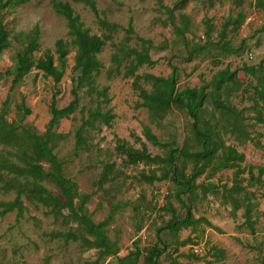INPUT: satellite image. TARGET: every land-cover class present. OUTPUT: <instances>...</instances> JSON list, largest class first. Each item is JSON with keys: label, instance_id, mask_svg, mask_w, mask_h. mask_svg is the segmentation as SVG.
Instances as JSON below:
<instances>
[{"label": "rangeland", "instance_id": "1", "mask_svg": "<svg viewBox=\"0 0 264 264\" xmlns=\"http://www.w3.org/2000/svg\"><path fill=\"white\" fill-rule=\"evenodd\" d=\"M59 1L71 4L90 34L111 38L98 55L103 68L96 84L109 87L111 102L101 108L103 112L111 110L116 119L110 128L100 121L84 125L98 103L97 96L83 87L76 112L52 130L49 147L62 165V175L77 185L68 197L49 179L36 180L18 172V168L27 166L30 157H36L30 135L48 132L54 94L58 92V108L74 99L77 50L69 46L65 74L59 84L32 68L11 90L19 66L16 56L27 45L28 34L36 27L40 30L39 48L33 59L38 61L51 50L55 65L59 64L56 42H70L71 36L66 19L54 11L50 0H29L20 5L0 0V21L10 32V47L0 55V129L5 128L7 137L4 141L0 135V264H151L147 258L155 248L164 251L158 264H264V124L258 122L249 99L256 80L246 75L242 66L244 62L264 65V11L252 5L255 0H244L241 7L234 6L232 0H95L107 21L123 28L132 21L136 36L153 41L149 53L157 64L139 68L136 74L168 77L175 67L179 90L199 88L228 66L239 78L242 90L231 95L229 104L242 112L239 118L236 113L230 118L242 125L236 134L240 140L230 133L219 134L218 138L225 147L232 146L244 156L242 162L236 161L242 169L255 168L254 181H249L248 172L240 175L239 179L245 181L237 180V168L221 164L224 148L220 147L205 172L191 180L194 193L179 194L180 183L188 181L204 161L197 167L179 156V176H175L165 163L131 161L126 149L142 151L145 144L148 154L162 158L173 147L202 152L187 110L174 107L161 119L145 108H137L142 100L133 86L134 78L124 76L126 62L119 66L113 55H122L120 48L125 43L142 50L141 42L135 35L126 42L123 30L110 33L102 29L83 3ZM241 8L246 17L244 24L238 31L231 26L222 41L219 33L223 23ZM225 42L228 48L217 46ZM248 52L254 55L252 61L245 59ZM144 87L151 90L148 85ZM205 108L202 127L204 122L214 126L221 115L216 113L213 118L208 113L213 110L210 101ZM144 126L163 145L148 142ZM81 128L84 141L79 148L76 133ZM39 164L45 173L53 172L49 162ZM258 168L263 170L261 176ZM163 172H169L163 181L148 183L143 178L162 176ZM35 182L64 203L73 199L76 210L85 202V214L95 224L107 223L103 231L108 244L87 232L68 207L57 214L52 202L37 193ZM235 184L241 187L231 193L232 199L225 187L232 190ZM18 193L22 214L19 216L18 208L4 213ZM248 206L250 216L246 215ZM188 212L193 215L191 224L173 230V224L184 220ZM67 233L76 239H66Z\"/></svg>", "mask_w": 264, "mask_h": 264}, {"label": "trees", "instance_id": "2", "mask_svg": "<svg viewBox=\"0 0 264 264\" xmlns=\"http://www.w3.org/2000/svg\"><path fill=\"white\" fill-rule=\"evenodd\" d=\"M28 1L29 0H7V3L10 5H20L25 4ZM75 1L81 2L88 7L94 14L96 21L105 31L110 33H114L119 30L125 31L127 33V37H125L126 42L131 40L130 35L136 36L132 21H130L127 28H123L119 24L111 23L102 17L95 0ZM50 2L54 11L66 19L71 41L66 42L63 39H60L56 42L55 53L58 55V65H55V55L51 50H47L43 57L38 59V61H35L33 59V53L39 48L40 36V30L36 27L32 33L26 36L27 45L24 50L16 56L19 66L17 68V74L12 82L11 90L15 89V87L32 68L44 72L47 77H52L54 79L56 85L59 84L65 74L67 57L70 53V45L76 47L77 50L75 62L77 86L72 92L74 98L73 101L64 108H58L56 99V94L58 92L54 94L50 104L51 119L48 125V132L41 136H37L35 134L30 135L33 140L32 146L34 147L36 157H30V162L27 163V166L24 168H18V172L20 174L23 173L32 176L36 180H51L57 184L63 196L68 197L71 190L75 189L77 185L75 182L66 179L62 175V165L53 153L52 148L49 147L53 139L52 130L62 119H69L70 116L76 112L80 99L79 90L83 87H87L88 91L92 95L95 94L97 96L96 101L98 103V107L90 112L89 118L85 121L84 125L93 126L94 121H100L109 128L113 126L116 115L112 114L111 110L103 112L101 108L102 104H109L111 102V98L108 95L109 87L100 88L96 84V77L101 73L103 68V64L99 60L98 55L102 52L104 47L107 45V41L111 38L106 35L99 36L96 34H90V32L84 28V23L81 22L80 16L75 13V10L70 3L59 0H50ZM243 2L244 0H232L233 5L237 7H241ZM252 5L264 11V0H255ZM245 19V13L242 8L236 16L230 15L223 23L222 30L219 33L222 41H225L226 33L231 26H233L234 31H238L244 24ZM9 38L10 32L6 24H3V21L1 20L0 55L4 50L10 47ZM136 38L143 45L142 50L130 48L128 44L125 43L120 48L122 55H113V60L116 61L119 66L122 62H126L124 76H131L134 78L133 86L139 91V97L142 100L136 104V107L145 108L152 116L161 119H163L174 107L187 110L189 117L193 120L192 127L197 138L202 144L203 151L191 153L187 150L173 147L170 149L166 158H162L160 156L153 157L147 153L146 146L143 144L144 149L142 151L135 150L132 147L127 148L126 153L128 158L133 162L143 161L146 164L165 163L170 167V170H173L175 176H179L176 168L179 156L184 159L191 160L197 167L204 161L205 163L202 164V168L192 174L185 183L178 182L177 177H175V181L180 183V188L178 190L179 194L186 191H191L193 194L195 185L191 183V180H196L205 172L206 168L216 157L217 150H219L220 147H223L224 151L221 158V164L223 166L237 168V180L245 181L244 179L239 178L241 174L248 172L250 175L249 181H254L255 168L253 166H249L247 169H242L241 165L237 164L236 161L242 162L244 160V156L239 154L232 146L225 147L223 140L218 138L219 134L222 133H230L232 136L236 137L237 132L242 128V125L239 124L238 121H231L230 119L235 113L237 114V118L242 115V112H237L229 104L231 95L242 90V85L236 72L231 71V68L228 66L225 69L216 72L210 81H205L199 88H185L183 90H179L177 87V69L175 67L173 68L172 74L168 77H160L151 74H136L139 68L144 66L153 67L157 64V61L153 60L149 53V49L154 47L153 41L146 40L138 36H136ZM217 46L221 48H228L229 43L225 42L223 44H217ZM242 66L244 67L243 70L246 75L256 80V85H253L254 94L249 99L253 102V109L257 111L258 122L264 124V65L249 66L247 62H244ZM144 85L150 86L151 90L148 91ZM244 92L245 90H243V93ZM208 101L213 104V110L208 111V113L213 118H215L216 113H219L221 115V119L216 120V124L214 126L210 125L209 122H204L202 127L201 120L204 113L207 112L205 104ZM26 113L30 114V110H27ZM0 135L3 136L5 139L4 141H7L5 128L0 129ZM144 135L146 140L152 145H163L148 126H144ZM76 136L77 147L80 148L84 141L82 128L77 131ZM213 136H215L217 140L214 139ZM236 138L240 140L238 136ZM43 161H47L51 164L53 172H44L42 164H39ZM258 170L261 176L263 170L261 168H258ZM167 174H169V172H163L162 176H158L156 174L144 175L143 178L148 183H154L155 181H163L166 179ZM35 185L37 187V193L45 195L46 200L52 202L54 210L57 214H62V209L68 207L70 211H72L73 214L85 225L87 232L97 238H101L104 243L108 244L103 231L107 223L103 222L95 224L91 218L85 214V202H83L79 209L76 210L73 199L69 198L70 200L64 203L60 197H51L50 192H48L46 188L39 183L35 182ZM240 187V184H235L232 190H228V187H225V190L227 193L230 192V197L232 198L231 193L240 189ZM86 200H88L87 197ZM21 206V193H18L16 201L5 206L4 213L12 212L18 208L20 216L22 214ZM250 212L251 206H248L246 215L250 216ZM192 219V213L188 212L187 217L184 220L174 223L172 229L179 230L181 228L188 227L191 224ZM65 237L66 239H76V237L71 233L65 234ZM113 252L116 254L115 251ZM163 253V250L155 248L151 251L147 260L151 264H158L157 260L163 255Z\"/></svg>", "mask_w": 264, "mask_h": 264}, {"label": "built area", "instance_id": "3", "mask_svg": "<svg viewBox=\"0 0 264 264\" xmlns=\"http://www.w3.org/2000/svg\"><path fill=\"white\" fill-rule=\"evenodd\" d=\"M247 61H252L254 59V55L251 52H248L245 56Z\"/></svg>", "mask_w": 264, "mask_h": 264}]
</instances>
